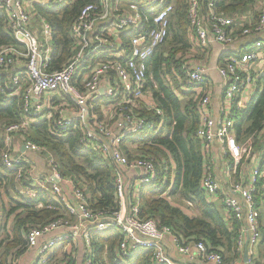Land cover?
Returning <instances> with one entry per match:
<instances>
[{
  "label": "built area",
  "instance_id": "1",
  "mask_svg": "<svg viewBox=\"0 0 264 264\" xmlns=\"http://www.w3.org/2000/svg\"><path fill=\"white\" fill-rule=\"evenodd\" d=\"M63 1L0 0V11L17 43L0 48V72H5L10 80L2 90L22 98L24 112L19 122L9 124L3 131L1 163L15 171L16 180L28 178L30 185L21 189L24 198L34 197L35 189L48 191L69 215H59L28 231L25 237L29 251L35 250L32 264H45L56 247L63 246L66 250L80 241L82 258L74 252L73 257L80 264H93L95 256L89 249L91 234L113 230L121 237L116 259L120 264H126L127 258L140 249L149 250L156 264H189L195 259L201 264H264L253 252L261 239V213L255 192L261 179L264 195V169L254 161L240 170L239 162L246 148L237 142L233 128L234 110L244 106L241 94H251L256 78L264 71V0H259L254 12L242 19L216 12V0L188 1L191 50H205L213 41L227 48L239 44L225 53L217 66L223 80L217 113L212 108L205 62H194L189 52L182 65L183 76L178 78L185 88L192 86L196 92L199 116L196 135L202 149L205 154L225 156L233 179L229 183L232 193L219 186L208 166L201 180L208 198L216 199L222 194L227 217L241 223L236 255L229 260L201 240L181 242L168 226L160 225L152 217H139L138 189L151 184L152 189L159 190L172 178L168 176L167 165L162 171L151 158L128 161L122 150L124 143L152 128L151 123L138 119L134 112L145 106L159 117L164 115L161 108L143 95L148 59L167 35L173 10L171 0H95L84 5L71 24V55L55 69V31L36 7L54 8ZM38 119L51 123L53 132L59 136L79 132L83 146L113 163L116 187L113 208L93 212L84 188L62 175L53 158H47L51 166L47 173H35L24 154H39L44 148L27 139L24 133ZM16 135L22 141L21 149L15 143ZM185 203L192 206L189 201ZM167 240L183 260L170 255ZM246 245L248 259L244 261Z\"/></svg>",
  "mask_w": 264,
  "mask_h": 264
},
{
  "label": "trees",
  "instance_id": "2",
  "mask_svg": "<svg viewBox=\"0 0 264 264\" xmlns=\"http://www.w3.org/2000/svg\"><path fill=\"white\" fill-rule=\"evenodd\" d=\"M94 1L64 0L58 7H36L38 12L45 15L55 31V69L60 68L71 55L72 22L84 5ZM188 1L171 0L173 10L168 20L167 35L148 59L143 97L163 110L164 123L161 124V117L157 116L153 109H147L145 106L138 109L134 114L138 119L142 118L151 123L152 128L130 143H124L122 150L128 161L135 158H151L162 171L167 165L169 177L173 172L171 162L175 168L173 188L167 193V185L172 179L159 190L152 189L151 184L136 188L139 217H152L160 225L168 226L181 242L192 243L201 240L229 260L236 255L237 231L241 223L234 218L225 217L222 196L219 195L216 199L208 198L201 185L205 167L211 166V155L205 154L201 140L196 135L199 123L196 92L192 86L185 88L184 83L178 79L183 76L185 55L191 50L190 24L187 19ZM258 1L216 0L215 7L216 12L232 16L247 9L253 11ZM257 15L258 12L254 13V18ZM4 45L17 43L9 30L6 17L0 11V48ZM200 50L192 51L197 53ZM6 82H10L8 75L1 71L0 155L4 149L5 127L19 122L24 115L22 98L2 90ZM148 89L150 96L145 95ZM253 92L243 108L234 110L233 128L236 140L246 148V153L239 162L240 170L249 162H254L252 160L255 156L262 154L264 157V71L256 78ZM24 135L44 148L39 155H52L62 175L72 178L78 186L80 183L88 195V205L93 212L99 208L115 206V166L108 158L90 147L83 146L79 142V132L59 136L53 132L51 123L38 119L28 125ZM133 147L136 148L131 150ZM28 181L27 177L16 180L15 171L6 168L0 159V188L4 189L13 205L7 211V216L11 218L10 228L5 223L1 226L5 235L0 239V249L3 247L0 252V264H23L25 255L29 254L25 237L28 231L44 226L59 215L69 216L48 191L35 189L34 197L24 198L21 189L30 185ZM261 185L260 179L255 192L257 207H260V210L264 207ZM172 197H175V200H171ZM185 201H189L192 206H187ZM1 214H4L2 206ZM260 230L261 245H264V225L261 222ZM120 239V234L115 230L107 234L93 231L89 247L95 256L93 264H120L116 263ZM67 249L64 250L63 246L53 249L45 264H77L78 261L72 254L75 245L71 244ZM59 253L63 258L58 257ZM126 264L156 263L149 250L140 249L127 258Z\"/></svg>",
  "mask_w": 264,
  "mask_h": 264
},
{
  "label": "crops",
  "instance_id": "3",
  "mask_svg": "<svg viewBox=\"0 0 264 264\" xmlns=\"http://www.w3.org/2000/svg\"><path fill=\"white\" fill-rule=\"evenodd\" d=\"M250 10L251 9H247L245 11L239 12L238 14H236L234 16L242 19V17L244 15L249 14ZM243 23H247V21L243 20ZM262 36H264V34H262ZM238 46H239V44L235 43V44H233L227 48V47H223L222 44L213 41V42H211L210 46L205 50H202V51L200 50L197 53L194 52V54H193L192 50H190L191 54L194 56V58H193L194 62L197 63L198 61H204L207 65V68H208L207 76L210 80V86H211V90H212L211 102H212V108H213L214 113H217V111L220 107V103H221L220 95L222 93V82H223L221 76L219 75V73L217 71V66L221 64L225 53L232 51L234 48H236ZM198 53H199V55H198ZM253 93L254 92H252L251 94H249V92H243L241 94V101H242L243 105L245 104V101H246L244 96L248 95V94L251 96ZM15 143L17 146H20V149H21L22 141L18 135L15 136ZM35 155L41 157V155H39L37 153ZM24 157H25V159H27L29 162L32 163L31 158L34 157V153L26 152V154H24ZM252 161H255V160L253 159ZM32 164H34V163H32ZM210 165H211L210 168H211L213 174L216 176V179L219 183V186L225 192H227V191L229 192L230 191L229 183H230V181H233V179L230 176V172L228 171L229 165L226 162V157L223 156L221 153L211 155ZM230 193H232V192L230 191ZM220 194H221V192H220ZM221 196H222V194H221ZM263 211H264V207L260 210V213H261L260 222H261V224L263 222V220H262ZM224 215H225V217H227L225 209H224ZM166 243L168 245L170 255L173 256V258H175V259L183 260L182 259L183 257L179 256V254L177 253L176 249L171 244V242L169 240H167ZM261 243H262L261 241L258 242V244L254 247V251H253L255 257L260 259V260H262L264 258V246H262ZM244 251H245V248L243 250V255H244ZM31 252L33 253L32 257L34 258L35 250L30 251V253ZM225 254H226L225 256H227V253H225ZM189 264H201V263L199 262L198 259H195L194 261L189 262Z\"/></svg>",
  "mask_w": 264,
  "mask_h": 264
},
{
  "label": "rangeland",
  "instance_id": "4",
  "mask_svg": "<svg viewBox=\"0 0 264 264\" xmlns=\"http://www.w3.org/2000/svg\"><path fill=\"white\" fill-rule=\"evenodd\" d=\"M198 55H199V53H198ZM198 62H204V61H198ZM145 95L146 96H150L151 95V93L149 92V89L145 92ZM249 97H250L249 94L244 96L245 100H247ZM220 98H221V95H220ZM148 102H150V101H148ZM162 123H164V115L161 117V124ZM135 148L136 147H133V148H131V150H134ZM47 158H48V156H43L42 155L41 157H39V156H37V155L34 154V157L31 158V161H32V163H34L33 164V167H34L35 173H43L44 174V173H47L50 170L51 166H50ZM49 158H53L52 155H49ZM253 159L258 164H260L263 167V169H264V157L262 156V154H259V155L255 156ZM171 166H172V169H173V172H172V175H171L172 181H171V184L169 186L168 191L172 190V188H173V182H174V178H175V168H174V165L172 164V162H171ZM124 177L126 178V181L129 180L127 178L128 175L126 173H125V176ZM0 191H1V195H0V204L1 205L0 206L3 207V213H4V214H1L0 215V239H2L4 237V235H5V232L3 233L1 231V226H2L3 223H5V224H7L9 226V223L11 221V218L7 216V211L13 205L9 202L10 199L4 193L5 192L4 189L3 188H0ZM173 199L175 200V197H172L171 198V200H173ZM262 220H263L262 224L264 225V211L262 213ZM9 228H10V226H9ZM261 240H262V238H261ZM262 246H264V245H262ZM2 250H3V247L0 249V252H2ZM82 252H83V246H82V241H80V244H77V246L75 245L74 254L75 255L77 254V255H79V258H82ZM32 255H33V253L32 252L30 253V251H29V254L25 255V257L23 259L24 262L23 261H21V262H23V264H31V263H33L34 258L32 257ZM58 257L59 258H63L62 255H61V253L58 254ZM78 261H80V260H78ZM259 261L264 263V258L262 260H259ZM77 264H80V263L77 262Z\"/></svg>",
  "mask_w": 264,
  "mask_h": 264
},
{
  "label": "water",
  "instance_id": "5",
  "mask_svg": "<svg viewBox=\"0 0 264 264\" xmlns=\"http://www.w3.org/2000/svg\"><path fill=\"white\" fill-rule=\"evenodd\" d=\"M247 245L245 246V251H244V255H243V260L246 261L248 259V256H247Z\"/></svg>",
  "mask_w": 264,
  "mask_h": 264
}]
</instances>
